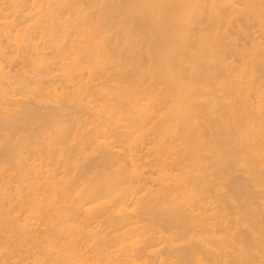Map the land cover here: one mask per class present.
<instances>
[{"label": "bare ground", "instance_id": "1", "mask_svg": "<svg viewBox=\"0 0 264 264\" xmlns=\"http://www.w3.org/2000/svg\"><path fill=\"white\" fill-rule=\"evenodd\" d=\"M261 67L264 0H0V264H154L223 225L232 150L264 186Z\"/></svg>", "mask_w": 264, "mask_h": 264}, {"label": "rangeland", "instance_id": "2", "mask_svg": "<svg viewBox=\"0 0 264 264\" xmlns=\"http://www.w3.org/2000/svg\"><path fill=\"white\" fill-rule=\"evenodd\" d=\"M259 74H264V68H262L261 67V69H260V71H259ZM250 98H252V101H255L254 99V97L253 96H251ZM212 122V124L214 123V124H217V122L215 123V121L214 120H211ZM204 129V128H203ZM205 130V134H207L208 136H210L209 134H208V131L206 132V129H204ZM206 135V137L207 138H210V137H208ZM236 150V149H235ZM233 152H234V150H232ZM231 151V153H229V155L230 156H232V157H228L229 159H230V161L228 162V161H226V163H227V167H226V165H225V171H226V168H227V171L225 172V175L227 174V177L225 176V180L224 179H221L223 182L221 183V184H218L217 185V183H215V182H212L211 183V185L212 184H216L215 185V188L217 187V188H219V187H221V190H220V188H219V191L218 192H213L214 194H212V192H211V195H212V198L217 202L216 204H218V207H220V209L222 210V213L223 212H227L226 213V220H225V222L223 223V225H219V226H212L213 228H212V230L210 229V232H213L214 233V235L216 236V233L218 234L216 237H219V238H225V239H227V240H229L228 242H229V244H231L232 243V246L230 245V247L229 248H224L223 249V251L225 250V252L228 254H226V256L227 257H224L225 256V253H223V255H222V252L223 251H220V253H219V250H222L221 248V246H215L216 244L215 243H213V245H211V248L208 246V247H204V243L202 244V241L200 240L201 238L199 237V239H198V235L197 234H202V233H204L205 231L204 230H206L205 228H204V226L202 227V228H200L201 226H196V224L198 223H196L195 222V220L193 219V218H190L191 216H189V214L187 213V211H186V213H185V215H188L189 217H188V219H190L189 221H191L189 224H190V227L191 228H187V227H189L187 224H183L182 222H179V224H180V226H182V227H184V229H182V227L181 228H179V226H177L176 228H179V229H176L175 228V230H178L179 231V236H180V238H182V237H184V235L187 237L186 238V240L188 239V238H190L189 240H183V242H182V239H184V238H182L181 240H179L177 243H176V245L178 244V248H179V250L178 251H176V247H175V251L173 252V254H172V250H170V251H167L168 250V248L166 247V250L164 251V250H162V249H160V251H164L165 253L164 254H162L164 257H161L160 258V256H162L159 252V250H156L157 248H159V246H157V248L155 249L154 247L152 248V249H154L155 250V254H156V252L158 251V257L157 258H155V260L153 261L152 259H151V261H152V263H154V264H158V263H160L161 261H160V259L162 260V258H167L169 261H171V259H169L171 256L170 255H174V258L173 257H171V258H173V259H175V260H177V262L179 263V261H180V263L179 264H184L185 262V264H192V262H194L193 264H198L197 263V258H196V256L197 257H199L198 256V253H200L201 254V258H204L202 261L203 262H207V264H209V262H210V264H213L214 263V259L215 258H219L220 259V262H219V259L217 260V262L215 261V263L217 264H253L254 262H255V260H257L256 261V263H254V264H258V261H259V264H260V262H262V264H264V257H263V259H262V253H264V242H262L261 243V240L260 239H258L259 237H261L260 235L259 236H257L258 234L257 233H255L254 232V234H256V235H254L255 237H253L252 239H251V241L254 239V238H256V239H254V241H256V242H254L253 241V243H251V242H249V243H251V244H253V245H251V244H249L250 246L249 247H247L246 248V251L247 252H249L248 254L249 255H246V251H244V255H246V257L245 256H243L242 257V251H240L241 250V248H238V247H236V246H238L237 244H239V243H237L238 241H237V239L239 240L241 237H243L244 235L245 236H249V238L248 239H250L251 238V234L253 233H251V231H252V229L255 231V223L254 222H258V223H262L263 225H264V209L263 210H260L257 214V216H259L260 215V213H261V218H262V214H263V218L261 219L260 218V216L259 217H257L256 216V220H261L260 222L259 221H256V220H254V221H250V223L249 222H246V223H243V222H241L242 220V217H239V212L241 213H243L244 211H245V205H244V201L243 200H240L239 198V196L237 195V194H239V192L237 191V187H242V185H243V187L245 188V189H247V190H244V188H243V191H244V193H246V194H248V195H246L245 196V201H248L247 203H249L250 204V206L252 207V205H253V207L255 208H259V209H262V206H263V208H264V186H260L261 188H262V190H261V188L259 187V186H257V185H253L252 184V181H250V180H252L253 178H255L254 176L257 174V173H259V172H251V171H249V170H246L245 168H244V166H243V164L242 163H240V162H238L237 160L239 159V154H238V152H237V150H236V152H237V154H233V152ZM233 158V159H232ZM228 160V159H227ZM225 163V164H226ZM257 175H259V174H257ZM257 175H256V177H257ZM233 180V181H232ZM235 180H237V181H235ZM241 180V181H240ZM221 182V181H220ZM224 182H225V184H224ZM236 182H238V183H236ZM240 182V183H239ZM244 182H246V183H244ZM250 182H251V184H250ZM243 183V184H242ZM231 184H232V186H234V187H232L231 186ZM234 184V185H233ZM237 184V185H236ZM238 184H239V186H238ZM241 184V185H240ZM250 184V185H249ZM213 186V185H212ZM236 186V187H235ZM245 186H248L249 188H247V187H245ZM254 188H253V187ZM256 186V187H255ZM214 187V186H213ZM239 187V188H240ZM216 188V189H217ZM234 188H235V191H234ZM214 190V189H213ZM246 191V192H245ZM225 192H227V193H225ZM215 193H216V195H215ZM225 193V194H224ZM235 193V194H234ZM226 194H230L229 196L228 195H226ZM213 195H214V197H213ZM223 195H225V197L223 196ZM263 195V196H262ZM228 196V198H226ZM230 196H231V198H230ZM233 196V197H232ZM238 197V199H236ZM246 197H248V198H246ZM222 198H223V200L225 199V201H226V203H225V201L223 202V200H222ZM233 198H234V200H233ZM260 199V200H259ZM261 199H263V200H261ZM218 200V201H217ZM220 200V201H219ZM229 201V202H228ZM236 201V202H235ZM219 202V203H218ZM240 202V203H239ZM257 203V205H256V203ZM241 204V205H240ZM261 205V206H260ZM242 206V207H241ZM244 206V207H243ZM249 206V205H248ZM249 206V207H250ZM260 206V207H259ZM244 209V211H240V210H243ZM226 210V211H225ZM180 211H182V214H183V212L185 211H183V210H180ZM237 211H239V212H237ZM241 213V214H242ZM229 215V216H228ZM236 216H237V218H236ZM186 217V216H185ZM187 218V217H186ZM238 218H239V220H238ZM239 221H237V220ZM194 220V221H193ZM263 220V221H262ZM160 221H162V220H160ZM164 221V222H163ZM163 221L162 222H159L160 224L162 223H164L163 225H159V227L160 226H162V227H164V228H166L165 226H167L168 224H167V222L163 219ZM196 223V224H193V223ZM241 223L240 225L238 224V223ZM192 223V224H191ZM237 223V224H236ZM249 223V224H248ZM252 223V224H251ZM253 223H254V226H253ZM166 224V225H165ZM183 224V225H182ZM199 224V223H198ZM187 225V226H186ZM200 225V224H199ZM197 227V229H199L200 228V230H197V229H195L196 227ZM229 226H231V227H229ZM232 226H234L233 227V229H231L232 228ZM236 226H238L239 228H237L238 229V232L236 231V233H235V230H237L236 229ZM252 228H251V227ZM160 228L161 230H163L164 228ZM169 227V226H168ZM227 227H229V228H227ZM192 228L193 229H195L194 230V232L192 231ZM248 228L250 229V231L248 230ZM166 229H168L169 230V228H166ZM166 229H164V231L163 232H166L165 234H167V231H166ZM187 229H189V230H187ZM204 229V230H203ZM213 229H214V231H213ZM184 230H186V231H184ZM191 230V231H190ZM201 230H203V232L201 231ZM231 230H233V231H231ZM240 230V231H239ZM181 231V232H180ZM188 231V232H187ZM196 231V232H195ZM200 231V232H199ZM216 231V232H215ZM228 231V232H227ZM195 233V235H197V237H195L196 239H195V241H194V238H192L193 236H191L190 237V234L191 233ZM198 232V233H197ZM207 232H209L208 230H206V234H203V235H208L209 234V236H207V237H210V236H212V234L213 233H208L207 234ZM232 232V235L230 234V236H229V233H231ZM239 232H241V234L239 233ZM244 232V233H243ZM184 233V234H183ZM197 233V234H196ZM189 234V235H188ZM222 235V237H221V235ZM238 234V235H237ZM240 234V235H239ZM244 234V235H243ZM247 234V235H246ZM250 234V235H249ZM191 235H194V234H191ZM220 235V236H219ZM253 235V234H252ZM202 236V235H201ZM215 236H212V237H210L211 239H213V238H216ZM237 236H239V238H235L234 239V237H237ZM241 236V237H240ZM244 236V237H245ZM246 237V238H247ZM263 237V236H262ZM192 238V239H191ZM230 238H233L234 240H235V242L237 243H233V239H230ZM198 239V240H197ZM192 240L194 241L193 243L196 245L197 243H195L196 242V240H197V242L198 243H200V241H201V245L200 244H197L196 246L195 245H192L193 243H192ZM200 240V241H199ZM258 240V241H257ZM262 240H264V239H262ZM250 241V240H249ZM179 242H182V243H184V245H186L187 244V246L188 247H186V246H184L183 244H182V247L179 245ZM190 242V243H189ZM258 242V246L260 245V247H258L257 245H256V243ZM189 244V245H188ZM191 244V245H190ZM235 244V245H234ZM202 245H203V247H202ZM234 245V246H233ZM256 245V246H255ZM184 246V247H183ZM200 247V248H198V247ZM240 246V245H239ZM252 246H253V248H252ZM164 247H165V245H164ZM181 247V248H180ZM195 247V248H194ZM203 249H202V248ZM215 247L218 249H215ZM219 247V248H218ZM221 247V248H220ZM257 247V249H255ZM208 248L210 249V252L208 251ZM232 248V249H231ZM234 248V249H233ZM252 248V249H251ZM187 249V250H186ZM190 249V250H189ZM212 249H214V250H212ZM231 249V250H230ZM237 249V250H236ZM259 249H262V252H261V250H259ZM182 250H184V251H186L187 252V254H189V252H191V253H195L194 254V256H191V257H194V259H191V257L189 258V259H191V261L190 260H188V262L187 261H185V260H187V257L185 256V260L184 259H182V258H184V257H181V256H184V253H186V252H184L183 253V251ZM193 250H195V251H193ZM202 250V251H201ZM204 250H207L206 252L204 251ZM212 250V251H211ZM217 250V251H216ZM251 250H253L255 253L253 254V252L251 251ZM200 251V252H199ZM236 251H238V253L236 252ZM257 251H260L259 252V254L261 255V256H259V254H258V252ZM176 252V253H175ZM179 252V253H178ZM204 252V253H203ZM231 252V253H230ZM232 252H234L233 254H232ZM163 253V252H162ZM170 253V254H169ZM177 253H178V255H177ZM181 253H183V254H181ZM189 254V255H193V254ZM208 253H210V254H208ZM214 253V254H213ZM215 253H216V255H215ZM217 253L219 254V255H217ZM231 255H230V254ZM252 255H251V254ZM179 254H181V259L183 260H181V259H179L177 256H179ZM197 254V255H196ZM204 254V255H203ZM213 254V256H208V255H212ZM237 254L239 255V256H237ZM258 255L257 257H256V255ZM160 255V256H159ZM222 255V256H221ZM235 257H234V256ZM250 255H251V257H250ZM175 256H176V258H178V259H176L175 258ZM236 256H237V258H236ZM215 257V258H214ZM243 259H242V258ZM247 257H250L249 259L247 258ZM253 257V258H252ZM255 257H256V259H255ZM259 257V258H258ZM160 258V259H159ZM166 258L164 259V261H165V264H167L168 262L166 261ZM210 258V259H209ZM225 258V260H223ZM226 258L228 259L227 260V263H226ZM236 258V259H235ZM241 258V259H240ZM154 259V258H153ZM157 259V260H156ZM159 259V260H158ZM172 259V261H175V260H173ZM205 259H207V261H204ZM209 259V260H208ZM245 259V260H244ZM247 259V260H246ZM255 259V260H254ZM261 259V260H260ZM196 260V261H195ZM212 260V261H211ZM241 260V261H240ZM254 262H253V261ZM263 260V261H262ZM155 261H157V262H155ZM158 261H160V262H158ZM242 261H243V263H242ZM245 261H247V262H245ZM251 261H252V263H251ZM167 262V263H166ZM240 262V263H239ZM177 263V264H178ZM214 263V264H215ZM164 264V263H163ZM169 264H170V262H169Z\"/></svg>", "mask_w": 264, "mask_h": 264}]
</instances>
